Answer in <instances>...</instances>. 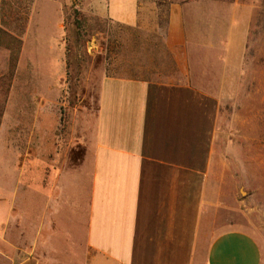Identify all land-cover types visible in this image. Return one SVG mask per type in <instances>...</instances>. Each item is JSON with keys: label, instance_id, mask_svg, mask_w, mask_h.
I'll use <instances>...</instances> for the list:
<instances>
[{"label": "crops", "instance_id": "crops-1", "mask_svg": "<svg viewBox=\"0 0 264 264\" xmlns=\"http://www.w3.org/2000/svg\"><path fill=\"white\" fill-rule=\"evenodd\" d=\"M14 1L0 0V255L12 264H264L251 221L264 218V93L255 92L264 83L240 81L244 7L223 15L215 2L170 3L154 76H102L95 109L69 119L72 141L59 151L70 85L62 5ZM4 3L26 8L23 31ZM38 4L54 9L52 27L47 14L37 20ZM142 8L91 7L134 31Z\"/></svg>", "mask_w": 264, "mask_h": 264}, {"label": "rangeland", "instance_id": "rangeland-1", "mask_svg": "<svg viewBox=\"0 0 264 264\" xmlns=\"http://www.w3.org/2000/svg\"><path fill=\"white\" fill-rule=\"evenodd\" d=\"M19 0L14 1L17 6ZM62 5L65 40L69 49V66L76 80L71 79L68 91V107L64 114L67 116L66 129L62 136L58 134V150L67 146L72 138L70 125L75 121L85 118L86 110L93 111L96 106L97 88L100 79L105 75H123L150 78L154 76L156 56L160 47V38L168 5L181 0H140L143 5L141 10L142 27L137 30H128L115 23L99 19L91 9L95 0H56ZM218 3L221 13L228 12L233 4L244 7L249 18L248 36L244 58L241 63L242 71L240 81H255L264 83V0H191ZM13 2V1H11ZM9 2V5L13 3ZM190 2V1H189ZM40 14L37 20H43L44 14L49 15L45 27H52L54 9L38 4ZM46 16V15H45ZM5 85V84H4ZM47 83L42 89H49ZM48 86V88H46ZM6 87L0 88V101L6 97ZM246 93V89L242 90ZM48 92V91H47ZM207 92H216L208 89ZM262 97L264 91H255ZM225 105V104H224ZM256 109H262V103L255 101ZM227 111L231 104L224 106ZM245 107V106H244ZM2 106L0 105V111ZM77 111V112H76ZM224 112V111H223ZM84 113V114H81ZM70 119V121H69ZM55 139V138H54ZM56 140V139H55ZM50 139L42 141V146H52ZM56 144V143H55ZM63 146V147H62ZM64 154H58V162L65 161ZM264 194V192H262ZM259 197L258 213L264 214V195ZM244 208V207H243ZM222 218H218L221 220ZM235 219V218H233ZM237 221L245 224L241 213ZM235 219V220H236ZM252 226L256 229L264 245V218L252 219ZM251 228V229H254ZM0 264H12L10 259L0 255Z\"/></svg>", "mask_w": 264, "mask_h": 264}, {"label": "trees", "instance_id": "trees-1", "mask_svg": "<svg viewBox=\"0 0 264 264\" xmlns=\"http://www.w3.org/2000/svg\"><path fill=\"white\" fill-rule=\"evenodd\" d=\"M191 0H181L180 3H186L189 2ZM4 8H3V16L4 18H7L11 21L14 20V26L12 27L13 29H15L16 32H21L24 29L23 23L26 19L27 16V10L26 8H20L22 6V3H20V6L16 7V8H12L8 5V8H6V4L4 3ZM10 27V26H9ZM19 42V41H17ZM69 54V49L67 47V55ZM68 73H67V81L70 82L71 79L76 80V77H74V73L73 71L71 72V68L69 66V57H68ZM77 81V80H76Z\"/></svg>", "mask_w": 264, "mask_h": 264}]
</instances>
